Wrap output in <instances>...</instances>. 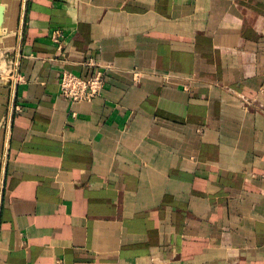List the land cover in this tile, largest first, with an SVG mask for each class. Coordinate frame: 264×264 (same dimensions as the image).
I'll use <instances>...</instances> for the list:
<instances>
[{
  "label": "crops",
  "instance_id": "obj_1",
  "mask_svg": "<svg viewBox=\"0 0 264 264\" xmlns=\"http://www.w3.org/2000/svg\"><path fill=\"white\" fill-rule=\"evenodd\" d=\"M0 264H264V0H0Z\"/></svg>",
  "mask_w": 264,
  "mask_h": 264
},
{
  "label": "built area",
  "instance_id": "obj_2",
  "mask_svg": "<svg viewBox=\"0 0 264 264\" xmlns=\"http://www.w3.org/2000/svg\"><path fill=\"white\" fill-rule=\"evenodd\" d=\"M52 37L57 42V46L60 47L61 29L54 28ZM83 64L88 68L87 72L75 73L64 68L59 73L58 92L70 101L91 100L98 95L103 86V70L95 66L96 64L91 59L86 60Z\"/></svg>",
  "mask_w": 264,
  "mask_h": 264
}]
</instances>
